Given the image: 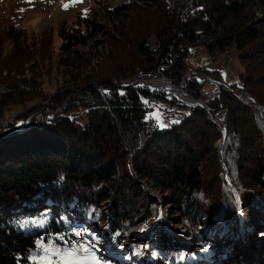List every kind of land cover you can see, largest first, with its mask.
Masks as SVG:
<instances>
[{"label": "trees", "instance_id": "obj_1", "mask_svg": "<svg viewBox=\"0 0 264 264\" xmlns=\"http://www.w3.org/2000/svg\"><path fill=\"white\" fill-rule=\"evenodd\" d=\"M89 12L83 27L58 32L57 65L68 80L46 105L37 104L48 97L35 83L21 80L28 89H19L15 79L32 70L35 55H50V35L27 45L18 43L19 33L0 34V47L6 39L14 43L0 56V84L8 86L0 94V120L12 107L30 105L0 127V264H38L47 247L117 264L102 257L96 225L119 244L151 227V252L164 246L162 235L170 242L182 234L195 248L182 261L214 264L215 235L232 244L239 223L223 166L246 227L264 229V0H128L105 9L109 30L103 52L93 55L95 67L76 50L98 32ZM196 46L213 56L233 49L243 67L239 81L225 84L219 71L206 68L184 78L183 59ZM198 73L217 82L211 93L203 92ZM159 75L175 86L183 81L180 88L205 108L172 99L174 107L163 110H176L178 120L160 129L149 113L161 107L150 98L166 96L123 86L135 76ZM79 108L83 115H68ZM130 243L144 248L136 239ZM197 247L211 257L197 262Z\"/></svg>", "mask_w": 264, "mask_h": 264}, {"label": "rangeland", "instance_id": "obj_2", "mask_svg": "<svg viewBox=\"0 0 264 264\" xmlns=\"http://www.w3.org/2000/svg\"><path fill=\"white\" fill-rule=\"evenodd\" d=\"M128 0H0V34L4 36L8 32L19 33L18 43L24 42L27 45L38 43L46 36L50 35L51 47L50 55H46L42 59L35 55V65L32 70L25 73V75L16 76V81L19 82V89H28V85L21 83V80H29V83H35L41 93L48 97L47 101L37 100V104H47L50 98L56 93L60 87L64 85L68 77H63L59 74L60 69L57 65V58L60 57L58 49L61 43L58 32L60 28H71L77 23L83 27L80 22L86 15V10H90V19L93 20L96 26L99 27L94 40H90L85 46L78 47L77 54L89 61V67H95L97 59L93 55L101 54L104 49L106 30H109V21L105 18V9H112L120 6ZM64 4H72L73 6L65 9ZM89 16V15H88ZM14 43L11 40H3L0 47V56L5 57L12 52ZM231 62H226L227 57L223 54L213 56L207 53L202 46H196L190 49V68L194 70L209 69L219 71V80L225 84H231L239 81V74L243 72V67L237 59V54L233 49H230ZM76 55V54H75ZM219 59L221 61L220 67H215L214 64ZM161 69V68H159ZM163 69V68H162ZM73 71V69H71ZM144 80L149 79H162V76L141 77ZM132 79V78H131ZM128 81H124L129 85ZM146 83L147 81H143ZM169 82V81H168ZM205 82L203 92L205 94L211 93L215 85L212 81ZM28 83V82H27ZM170 83V82H169ZM162 88H167V84L158 83ZM123 85V86H127ZM181 85V84H180ZM140 87H146L143 84ZM138 88V87H136ZM148 88V87H147ZM8 86L0 84V94L7 92ZM100 89V88H99ZM150 89V88H148ZM108 91V90H107ZM104 93V91H101ZM163 93V92H162ZM166 97L169 95L166 93ZM173 98V97H172ZM175 98V97H174ZM177 99V98H175ZM179 100L180 103L185 104V101ZM192 105L190 103H186ZM30 105H25L24 109L29 108ZM23 107H12L5 113V119L12 121L14 117L22 112ZM184 112H188V107H183ZM84 110L72 109L68 115L70 117L76 115H83ZM149 116L155 120L160 129H167L172 124L177 122V112L173 110L170 113L165 112L163 109L154 106ZM15 124V123H14ZM21 120L17 121L16 125L20 126ZM97 230L103 237V243L100 248L102 257L112 259L117 264H196L191 261L190 256L187 261H182L184 253H192L195 249L191 241L182 234H175L172 241L168 242L169 236L162 235L160 244H164L162 248H155L151 250L147 245V238L150 237L151 227L146 228L142 233H134L125 238H121L120 244L111 240L107 229L101 225H96ZM259 227L257 232L250 230L241 219L239 226L236 228V233L233 234L234 242L226 244L221 241L220 233L215 235L216 245L213 250L214 264H264V236L259 237L258 233L264 231ZM144 245L141 252L138 249L130 246L132 240ZM248 248V250H247ZM47 252L43 253L38 264H64L69 258L64 255L68 251H58L47 247ZM178 249V250H175ZM181 249V250H179ZM80 251H75V257L72 259L71 264H93L91 259L86 255L80 256ZM160 256L159 257L157 256ZM197 262L200 260L206 261L211 255L212 251H205L203 247H197L194 253ZM164 256V257H163ZM167 260V261H166Z\"/></svg>", "mask_w": 264, "mask_h": 264}, {"label": "built area", "instance_id": "obj_3", "mask_svg": "<svg viewBox=\"0 0 264 264\" xmlns=\"http://www.w3.org/2000/svg\"><path fill=\"white\" fill-rule=\"evenodd\" d=\"M190 56L191 55H188L185 59H183V63L188 67V73L185 74L184 78H189L190 76H195L196 72L193 68H190ZM231 60H226V62H230ZM215 67H220L221 66V61L219 59H217V61L215 62L214 64ZM163 68V69H162ZM168 68V66L166 65H161V69L162 70H166ZM183 78V80H184ZM196 78L198 81H206V82H209V81H212L214 84H216L217 82L211 78H209L206 74L204 73H198L196 75ZM143 81H147L146 84H149V86H146L148 88H150V90H153V91H157L159 93H162V94H166V92H164L161 88H157V84L158 83H166L168 82V80L164 77H162V79H149V80H144L143 78H141L139 76V78L136 80V81H130L129 82V85H127L126 83H123V85H127V86H130L132 88H136V87H140L141 86V83L144 84ZM183 85V81L181 83V86ZM102 91L104 92H107V89H102ZM120 94L123 93L122 90H119ZM169 95V94H168ZM168 99V101H162V100H158L156 99L154 96H152L150 98V101L155 104V105H158L160 106L162 109L164 110H170L172 109L174 106L172 104H170V101L172 99H175L174 97L172 98V96L169 95V97H166ZM141 99L143 100V97L141 96ZM177 100V99H175ZM179 102V100L177 101ZM12 121H9V120H0V127H5V126H8Z\"/></svg>", "mask_w": 264, "mask_h": 264}, {"label": "water", "instance_id": "obj_4", "mask_svg": "<svg viewBox=\"0 0 264 264\" xmlns=\"http://www.w3.org/2000/svg\"><path fill=\"white\" fill-rule=\"evenodd\" d=\"M135 79L134 77L130 80H133ZM128 81V80H127ZM126 82V81H125ZM165 84H167L168 88L175 91L176 93H179L181 94L182 96H184L185 98H187V100L189 101H185L186 103H190L192 105H198V106H201L203 108H205V104L202 100L200 99H194L192 98L190 95H188L184 90H182L180 87L181 85L179 86H175L173 85L172 83H169V82H166ZM144 86H149V84H146L144 83L143 84ZM215 123H218L217 120H214ZM219 157H220V150H221V147H222V140L219 141ZM223 168V172H224V178H225V181L230 185L232 191H233V194H234V197L236 199V203H237V210H236V214L238 215L239 217V223L242 219V216H241V213H240V204H239V198H238V195H237V191L236 189L234 188V186L230 183L229 179H228V175H227V172H226V169L224 168V166L222 167ZM239 223H238V226H239Z\"/></svg>", "mask_w": 264, "mask_h": 264}, {"label": "snow or ice", "instance_id": "obj_5", "mask_svg": "<svg viewBox=\"0 0 264 264\" xmlns=\"http://www.w3.org/2000/svg\"><path fill=\"white\" fill-rule=\"evenodd\" d=\"M70 6H73V5L72 4H64L63 5V7L65 9H67ZM77 235H79V233H77ZM80 250L81 251H86L87 249L84 247V245H80ZM45 251L47 252V249H45ZM64 255L69 258V260L65 261L64 264H71L72 259L75 257V251L74 250H70V251L64 253Z\"/></svg>", "mask_w": 264, "mask_h": 264}, {"label": "bare ground", "instance_id": "obj_6", "mask_svg": "<svg viewBox=\"0 0 264 264\" xmlns=\"http://www.w3.org/2000/svg\"><path fill=\"white\" fill-rule=\"evenodd\" d=\"M226 54V57H228V60H229V55H228V53L226 52L225 53ZM135 79H133V80H131V81H136L139 77H137V76H135L134 77ZM141 85H142V83H141ZM157 86V88H162V87H160V86H162V85H160V84H157L156 85ZM168 88V87H167ZM164 92H166L165 90H163ZM167 93V92H166ZM168 94V93H167ZM170 96H172V95H170ZM172 97H174V96H172ZM175 98H177V97H175ZM178 99V98H177ZM181 100V99H180ZM182 101V100H181ZM186 101H189V100H187V98H186ZM247 250H248V248H247Z\"/></svg>", "mask_w": 264, "mask_h": 264}]
</instances>
